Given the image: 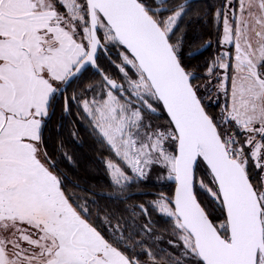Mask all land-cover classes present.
I'll return each mask as SVG.
<instances>
[{"label":"snow or ice","instance_id":"obj_1","mask_svg":"<svg viewBox=\"0 0 264 264\" xmlns=\"http://www.w3.org/2000/svg\"><path fill=\"white\" fill-rule=\"evenodd\" d=\"M189 12L188 0H0V264H264V0L197 17L216 35L203 76L191 60L213 45L180 31ZM58 104L61 121L87 120L114 188L159 171L174 194L125 220L68 192L45 148ZM150 210L171 223L175 251L148 243Z\"/></svg>","mask_w":264,"mask_h":264},{"label":"trees","instance_id":"obj_2","mask_svg":"<svg viewBox=\"0 0 264 264\" xmlns=\"http://www.w3.org/2000/svg\"><path fill=\"white\" fill-rule=\"evenodd\" d=\"M189 3L190 12L180 24V31H185L189 41L199 40L200 43L211 40L212 47L205 50L202 54L191 60L192 66L200 76L204 75L203 65L209 60L215 51L216 35L213 24L211 23V15L197 19L206 9L218 6L220 0H192ZM191 19V23H189ZM199 46V45H198ZM98 64L101 69L106 70L109 75L116 77L115 69L111 68L108 63L107 55L103 52L99 53ZM111 58H116V52L111 51ZM199 65V67H196ZM84 79L90 83L98 84L100 76L93 75V70L89 69L84 73ZM203 83V81H200ZM81 81H76L67 90V95L71 96L74 91H79ZM60 105H57L56 114L52 117L44 130L45 148L53 162L56 164V170L62 175L64 184L68 192L81 198V202L96 201L95 205L89 204L94 212L99 210L103 215L113 213L122 215L125 220L132 219L126 208L131 209L135 205H149L155 201L161 194L171 196L173 192L174 182L172 181H156L151 176L141 183H134L128 187L123 193L119 189L114 188L109 182V178L105 173L104 165L101 158L107 156L102 147L97 144L93 137L89 134L88 122H81L75 116H66L61 121ZM75 109H73L74 111ZM208 111L215 114L219 111L214 104L208 105ZM167 119L166 114L159 110L158 116L152 117L155 123L163 124ZM58 128V125H61ZM75 133V136L73 135ZM67 157V158H66ZM198 176L203 178L204 169L201 167ZM78 185V187H77ZM198 199L202 203H210L208 194L196 188ZM106 194V195H102ZM110 197H127V199L110 198ZM137 213L139 210L136 209ZM151 211V210H150ZM135 223L139 226L144 225L147 221L143 215L138 214ZM114 224L115 220L112 221ZM152 238L148 243L153 245V251L159 248L175 251L170 249L166 243L171 237V223L167 218L158 213L151 211ZM141 239L140 236L136 237ZM166 241V242H165Z\"/></svg>","mask_w":264,"mask_h":264},{"label":"rangeland","instance_id":"obj_3","mask_svg":"<svg viewBox=\"0 0 264 264\" xmlns=\"http://www.w3.org/2000/svg\"><path fill=\"white\" fill-rule=\"evenodd\" d=\"M87 121V120H86ZM153 123H155V121H153ZM156 124H161V123H157ZM151 177L156 180V181H168L164 178L163 174H161L159 171H153L151 174ZM166 242V241H165ZM167 243V242H166Z\"/></svg>","mask_w":264,"mask_h":264},{"label":"water","instance_id":"obj_4","mask_svg":"<svg viewBox=\"0 0 264 264\" xmlns=\"http://www.w3.org/2000/svg\"><path fill=\"white\" fill-rule=\"evenodd\" d=\"M192 0H188V2H190ZM174 190H175V184H174V187H173V192H172V195L174 194Z\"/></svg>","mask_w":264,"mask_h":264}]
</instances>
